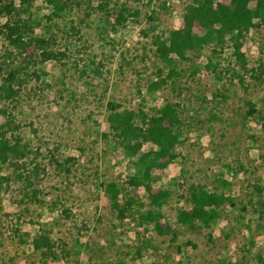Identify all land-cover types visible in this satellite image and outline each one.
<instances>
[{
    "label": "rangeland",
    "instance_id": "1",
    "mask_svg": "<svg viewBox=\"0 0 264 264\" xmlns=\"http://www.w3.org/2000/svg\"><path fill=\"white\" fill-rule=\"evenodd\" d=\"M195 1L67 0L55 16L46 0H0L16 6L0 16V138L20 140L0 161V264H264V22L246 32L244 60L226 39L164 61L156 38L184 27ZM9 17L41 40L11 44ZM110 103L134 110L138 124L166 103L178 113V156L152 171L154 191H171L160 207L128 182L158 147H126L110 128ZM110 182L120 202L135 198L125 218ZM197 184L227 198L209 226L178 218ZM149 210L159 218L146 219ZM40 234L51 250L34 247Z\"/></svg>",
    "mask_w": 264,
    "mask_h": 264
},
{
    "label": "trees",
    "instance_id": "2",
    "mask_svg": "<svg viewBox=\"0 0 264 264\" xmlns=\"http://www.w3.org/2000/svg\"><path fill=\"white\" fill-rule=\"evenodd\" d=\"M32 0H22L23 3H30ZM53 5V13L60 16L67 8V0H46ZM14 4L0 6V16H10L15 11ZM184 27L174 29L167 37H157L155 40L159 56L167 62H172L174 54L184 56L185 51L191 47L203 46L215 42L222 45L226 39L232 41L235 53L244 58L242 51L243 39L246 32L255 26L256 19L264 22V0H231L229 4L216 2L215 0H196L188 4L184 14ZM127 19L123 13L118 18V23H123ZM198 23L203 29L202 33L194 32V26ZM8 28L7 37L11 44L25 49L35 40H41L37 36H30L26 39L21 31V27L12 25L10 17L6 23ZM55 57L54 53H46V58ZM244 60V59H243ZM241 83L244 79L241 74ZM5 82L4 87H10ZM112 112L109 116L111 130L115 131L122 139L123 144L133 153L140 150L136 146V141L151 142L158 148L144 151L141 160L146 167L142 176L133 175L128 178V182L134 187H144L149 193L151 203L160 207L167 202L171 196V191L161 188L154 191L152 185L153 169L155 167H165L171 159L178 156L176 145L180 140V133L174 129V125L180 122L178 113L172 103H166L158 114L148 116L145 114L144 122L136 123V112L134 110H117V107L110 103ZM255 112L254 108L250 113ZM149 120V121H148ZM136 140V141H135ZM19 138L12 144L6 137L0 138V161L7 162L12 155L19 153ZM2 180L0 179V185ZM192 197L194 206L191 210H184L179 213V220L193 223L195 219L201 220L205 226H209L217 214L216 208L226 201V196L222 192L208 191L202 184L192 187ZM106 192L121 218H125L128 211L132 210L135 198L128 196L124 203L120 202V191L117 182H110L106 185ZM144 217L148 220L159 218V214L149 210ZM160 232H163L160 222L156 223ZM33 245L37 249L53 248L54 242L47 234H40L34 238Z\"/></svg>",
    "mask_w": 264,
    "mask_h": 264
}]
</instances>
